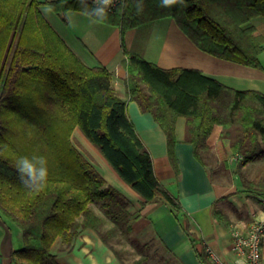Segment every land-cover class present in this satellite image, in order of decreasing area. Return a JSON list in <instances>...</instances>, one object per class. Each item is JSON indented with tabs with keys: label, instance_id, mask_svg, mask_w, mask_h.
<instances>
[{
	"label": "trees",
	"instance_id": "trees-1",
	"mask_svg": "<svg viewBox=\"0 0 264 264\" xmlns=\"http://www.w3.org/2000/svg\"><path fill=\"white\" fill-rule=\"evenodd\" d=\"M64 22L78 10L122 33L165 17L176 20L202 50L244 65L263 68L264 36L252 20L264 19V0H127L110 11L84 0L45 2ZM39 0H0V215L16 223L23 247L14 249L16 264H59L57 240L71 250L85 229H93L125 264H145L147 252L133 236L137 215L131 200L109 183L74 141L79 127L146 202L163 201L180 219L186 215L179 197L157 177L152 155L128 111L137 101L167 135L170 160L177 174L176 121L185 116V140L204 162L215 126L229 141L236 159L234 173L264 158V93L228 87L198 69L162 68L129 52L127 98L116 91L114 74L105 66H88L43 16ZM42 157L48 176L40 191L19 179L20 157ZM225 159L224 167L229 169ZM264 195V192H263ZM219 220L222 210L215 209ZM185 217V216H184ZM186 228L203 264H213L203 240ZM123 237L142 255L126 261L127 252L112 239ZM125 257V258H124Z\"/></svg>",
	"mask_w": 264,
	"mask_h": 264
},
{
	"label": "crops",
	"instance_id": "crops-1",
	"mask_svg": "<svg viewBox=\"0 0 264 264\" xmlns=\"http://www.w3.org/2000/svg\"><path fill=\"white\" fill-rule=\"evenodd\" d=\"M39 1L42 2L40 10L43 16L86 65H103L114 74L116 91L121 98H127L128 54L125 49L162 68L198 69L228 87L264 93V51L259 56L263 68H256L202 50L172 17L134 27L123 34L119 25L99 21L78 10L69 11V22L64 23L45 3L54 0ZM252 23L256 26V33L264 36V19L256 18ZM128 111L138 134L151 152L157 177L179 197L185 217L181 215L178 219L163 201L146 202L122 179L79 127L74 131V141L80 150L88 151L91 157L82 150L106 180L131 200L130 209L137 215L132 222L133 236L145 245L148 255L145 264H203L185 226L201 238L204 245L211 246L226 264H238L239 255L233 250L231 227L234 224L247 226L241 210L247 200L233 184L215 181L209 170L210 163L218 164L227 159L222 152L226 153L229 141L220 138L222 126L217 125L213 129L208 138L213 149L201 162L195 157L192 144L185 140L186 117L177 118L175 151L180 168L177 174L170 160L167 135L154 116L142 111L137 101L129 102ZM221 172L218 171L219 175ZM215 209L222 210L223 220L216 218ZM247 216H250L249 222L250 219L264 218V213L261 210ZM23 244L20 227L0 215V264H16L12 252L22 248ZM126 248L129 250L124 257L126 261L142 255L130 244ZM53 253L59 264H125L91 228L81 232L71 250H64L62 242L57 240Z\"/></svg>",
	"mask_w": 264,
	"mask_h": 264
},
{
	"label": "rangeland",
	"instance_id": "rangeland-1",
	"mask_svg": "<svg viewBox=\"0 0 264 264\" xmlns=\"http://www.w3.org/2000/svg\"><path fill=\"white\" fill-rule=\"evenodd\" d=\"M81 149L84 150L86 154H89L86 149H83V148ZM222 154L227 155V159L229 161V169H226L224 167V163L222 161L219 162L218 164L210 163L209 165L210 174L212 175L215 181L217 182L224 181V182H228V184H231V185L233 184L236 187L237 192L243 193L245 195L246 197L245 199L247 200V202L243 204V207L241 210H242V215H243L242 217L243 222H245L246 223L245 225L248 226L253 221L252 219H250V221L248 222V219L250 216L246 217L247 214L248 215H251L252 213L258 214L261 210L264 213V203L262 201V199L264 198V195H263V192H264V158L249 162L243 169L242 175H239L233 172L234 169H236V162H237L236 157H234V155L231 154L228 151V149L226 150V153L222 152ZM88 156L91 157L90 154ZM218 171L220 172L222 171L220 175ZM258 219H264V218H258ZM235 225L237 224H234L233 226ZM247 226H243L242 228H246ZM123 242L126 243V245L124 244L122 245L120 242V239L119 240L112 239V243L117 248L122 249L123 251L125 249L126 252H129L128 248H126L128 246V243L126 239H124V237H123ZM206 245H205V248H206ZM215 253L223 261V263H225V261L221 258V256L216 251ZM128 258H131V256H128Z\"/></svg>",
	"mask_w": 264,
	"mask_h": 264
},
{
	"label": "built area",
	"instance_id": "built-area-1",
	"mask_svg": "<svg viewBox=\"0 0 264 264\" xmlns=\"http://www.w3.org/2000/svg\"><path fill=\"white\" fill-rule=\"evenodd\" d=\"M110 11L124 5L127 0H84ZM264 203V198L262 199ZM233 250L239 255L238 264H264V219H254L246 228L235 225L231 228ZM206 252L214 264H226L218 257L213 248L206 245Z\"/></svg>",
	"mask_w": 264,
	"mask_h": 264
},
{
	"label": "clouds",
	"instance_id": "clouds-1",
	"mask_svg": "<svg viewBox=\"0 0 264 264\" xmlns=\"http://www.w3.org/2000/svg\"><path fill=\"white\" fill-rule=\"evenodd\" d=\"M105 3H110L111 0H104ZM177 0H163L165 5L176 3ZM16 170L19 175L20 182L32 191H40L45 186L48 169L47 162L42 157L27 156L20 157L16 161Z\"/></svg>",
	"mask_w": 264,
	"mask_h": 264
}]
</instances>
